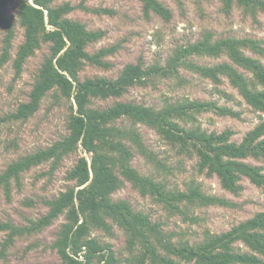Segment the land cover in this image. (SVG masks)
Returning a JSON list of instances; mask_svg holds the SVG:
<instances>
[{
  "label": "trees",
  "instance_id": "obj_1",
  "mask_svg": "<svg viewBox=\"0 0 264 264\" xmlns=\"http://www.w3.org/2000/svg\"><path fill=\"white\" fill-rule=\"evenodd\" d=\"M12 1L0 0V28L4 31L0 67L11 59L16 37V26L8 12ZM142 3L146 17L152 13L166 21L173 17L172 10L162 0H142ZM223 4L227 13L235 4L254 17L264 13V0H223ZM77 8L89 10L69 1L56 4L55 0H19L17 3L24 41L13 60L16 76L21 74L29 57L44 45L49 46L50 53L42 63L29 99L16 111L0 117V125L28 120L52 91L55 104H68L69 132L49 146L11 161L0 173V191L9 198L13 183L20 187L23 174L41 164L50 166L42 175L51 176L68 156L77 154L78 160L67 173L72 184L46 201L48 210L44 214L25 225L10 220L0 222V232H6L0 258L17 237L41 232L64 215L52 244L60 257L58 264H117L119 260L111 245L92 236L97 229L111 233L114 225L124 230L129 250L140 252L141 263L148 259L150 264H264V211L227 231H206L204 239L190 243L174 241V233L166 232L163 224L154 221L150 214L136 210L127 199L113 198L117 190L130 182L170 214L187 217L189 207L230 205L226 198L205 192L194 179L188 181L185 189H170L164 181L142 174L134 167L136 153L158 161L147 147L139 124L155 129L179 154L195 156L198 172L217 176L224 189L239 194L243 190L242 181L247 178L264 191V118L238 142L233 139L232 129L208 131L197 123L198 115L207 111L238 116L232 107L216 101L180 97L166 98L159 107L132 100L95 105L96 100L121 98L130 87L147 85L153 78L177 79L176 84L183 86L189 82L180 73L185 69L211 79L222 94L225 93L219 85L224 78L228 79L254 110L264 113V42L251 37L215 38L213 32L207 31L199 39L176 47L164 64L139 60L126 64L115 78H81L86 65L110 67L106 57L113 55L120 45L89 52L87 47L104 37L105 31L89 29L85 23L70 17ZM195 57L228 60L201 64ZM127 121L129 125L124 124ZM80 150L89 157L79 155Z\"/></svg>",
  "mask_w": 264,
  "mask_h": 264
},
{
  "label": "rangeland",
  "instance_id": "obj_2",
  "mask_svg": "<svg viewBox=\"0 0 264 264\" xmlns=\"http://www.w3.org/2000/svg\"><path fill=\"white\" fill-rule=\"evenodd\" d=\"M18 1L13 0L8 7L10 19L16 26V37L11 59L0 67V117L16 111L21 103L29 99L42 63L50 53L49 46L44 45L29 57L21 74L16 76L13 60L19 45L24 41V29L20 26L17 16ZM67 1L89 8H77L69 14L70 17L85 23L89 29L105 31L104 37L87 47L89 52H95L105 46L120 45L113 55L106 57L110 67L86 65L80 73L81 78H115L126 64L137 63L139 60L147 64H164L176 47L199 39L207 31L213 32L215 38L251 37L264 42V13L259 12L254 17L237 4L227 13L223 0H181L180 3L178 0H162L173 12L170 21L154 13L146 17L142 0H55V3ZM3 37L4 31L0 28V55ZM248 53L251 54L249 51ZM193 59L201 64L228 60L227 57ZM180 73L189 79L183 86L176 84L177 79L153 78L147 85L130 87L121 98L96 100L95 105L108 106L116 101L132 100L159 107L166 98L180 97L216 101L219 105L232 107L238 116L207 111L198 115L197 123L208 131L221 132L232 129L233 139L238 142L264 118V113L254 110L228 79L224 78L219 85V89L225 93L222 94L211 79L185 69H181ZM69 115L67 102L55 104L53 92L50 91L39 110L28 120L1 124L0 173L19 156L47 147L66 135L69 132ZM124 124L129 125V121ZM138 127L147 147L154 152L158 160L148 159L136 153L132 163L142 174L164 181L170 189H185L188 181L194 179L208 194L230 201L228 206L212 204L189 207L186 210L189 216L185 217L182 214H170L163 205L149 195H142L130 182H126L113 194L114 199H127L136 210L148 213L154 221L161 222L166 232L174 233V241L197 243L204 239L206 231H227L255 213L264 211V191L249 179H243V190L234 194L222 187L217 176L199 173L195 156L179 154L148 125L139 124ZM79 155L89 157V154L82 150ZM77 160V154L68 156L51 176L42 175L49 170L48 163L26 171L20 187L13 183L9 198L4 191H0V222L10 220L15 224L25 225L28 220L44 214L48 210L46 201L56 197L72 184L67 180V173ZM251 161L262 164L253 159ZM64 219L62 215L41 232L17 237L7 248L6 255L0 258V264H58L60 257L52 244ZM5 236L6 232H0V250ZM92 236L97 237L103 244L111 245L119 260L117 264H150L148 259L140 262V252L129 250L126 234L118 225L112 227L111 233L97 229Z\"/></svg>",
  "mask_w": 264,
  "mask_h": 264
}]
</instances>
